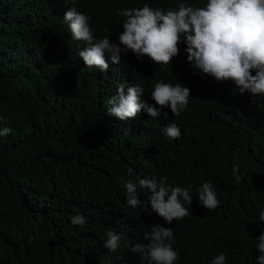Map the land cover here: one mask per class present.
Returning <instances> with one entry per match:
<instances>
[{"label": "trees", "instance_id": "1", "mask_svg": "<svg viewBox=\"0 0 264 264\" xmlns=\"http://www.w3.org/2000/svg\"><path fill=\"white\" fill-rule=\"evenodd\" d=\"M163 1L173 0H54L40 18L45 9L30 0H0V130L12 129L0 136V264H92L93 253L105 252L109 229L122 237L114 255L138 264L130 248L146 243L144 233L153 225L172 229L175 264H207L220 253L226 264H254V238L236 229L243 221L255 224L263 198L239 213L233 209L237 198L225 194L223 212L193 210L176 225L129 207L124 185L167 176L169 184L189 191L216 179H222L220 189L230 190V162L240 161L235 166L245 172L250 161L244 155L254 147L264 153V97L253 102L231 81L194 75L183 43L167 65L130 50L118 65L106 54L110 73L89 69L78 55L85 44L71 38L63 21L75 6L91 18L95 39L107 36L118 44L123 28L114 32L125 20L120 9L170 8ZM177 1L196 7L208 2ZM129 78L144 88L150 105L158 82L190 88L177 124L180 138L164 137V117L141 111L124 122L108 114L106 101ZM138 191L141 200L151 194ZM77 214L86 219L83 227L71 224Z\"/></svg>", "mask_w": 264, "mask_h": 264}, {"label": "clouds", "instance_id": "2", "mask_svg": "<svg viewBox=\"0 0 264 264\" xmlns=\"http://www.w3.org/2000/svg\"><path fill=\"white\" fill-rule=\"evenodd\" d=\"M76 2L70 0L72 5ZM30 3L45 9L42 18L50 12L54 0H30ZM161 4L170 8L144 4L140 8L120 9L117 15L125 20L114 32L123 28L118 44L112 43L107 36L95 34V39L89 24L91 18L78 12L75 6L68 8L63 21L71 38L85 44L78 55L89 69L110 73L106 54L113 64L118 65L122 61L121 53L130 50L138 59L147 56L156 64L167 65L179 54L178 45L183 43L194 75L203 73L217 82L231 81L239 94H250L253 102L257 96L264 97V0H208L202 7L177 0ZM176 8L178 10H174ZM106 30L109 32L108 26ZM190 94V88L183 84L173 86L161 81L154 85L151 98L155 105H150L145 100L144 88L133 84V79L129 78L126 86L121 84L117 93L106 101L110 105L107 111L124 122L136 118L141 111H146L152 118L164 117L167 121L164 137L178 139L181 127L177 124L181 112L187 108ZM11 133L9 127L0 130V136ZM169 156L172 157L173 153L169 152ZM242 160L250 161L245 172L235 166L240 161L229 164L230 173L225 177L231 185L228 191L219 188L222 179L205 181L198 188L192 186L189 191L187 186L169 184L167 176L159 179L151 176L140 178L138 183L125 182L127 205L133 209L139 207L148 215L158 214L167 224L174 222L176 225L190 218L193 210L223 212L225 194L237 198L234 210L239 213L250 210L254 199H264V153L258 154L254 147ZM138 189H146L151 194L141 200ZM85 223L82 214L71 217L73 226L83 227ZM236 232L241 237L254 238L256 253L253 262L264 264V205L255 224L243 221ZM121 238L115 230L109 229L103 244L105 252L93 253L92 264H128L114 255ZM144 240L147 242H137L130 248V252L138 254V264H175L179 259L173 248L175 240L171 228L153 225L144 233ZM207 264H226V255L220 253Z\"/></svg>", "mask_w": 264, "mask_h": 264}]
</instances>
